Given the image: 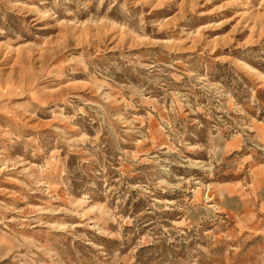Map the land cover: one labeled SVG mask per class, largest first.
I'll use <instances>...</instances> for the list:
<instances>
[{
	"label": "rangeland",
	"instance_id": "obj_1",
	"mask_svg": "<svg viewBox=\"0 0 264 264\" xmlns=\"http://www.w3.org/2000/svg\"><path fill=\"white\" fill-rule=\"evenodd\" d=\"M0 264H264V0H0Z\"/></svg>",
	"mask_w": 264,
	"mask_h": 264
}]
</instances>
